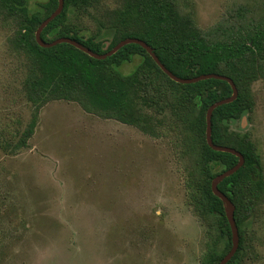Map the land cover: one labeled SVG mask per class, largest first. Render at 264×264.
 I'll return each instance as SVG.
<instances>
[{
  "label": "rangeland",
  "instance_id": "rangeland-1",
  "mask_svg": "<svg viewBox=\"0 0 264 264\" xmlns=\"http://www.w3.org/2000/svg\"><path fill=\"white\" fill-rule=\"evenodd\" d=\"M227 1L193 0L197 23H215ZM88 3L75 5L67 28L111 37L106 12L118 0ZM17 32L0 18V142L10 144L35 113L23 89L28 58L12 44ZM252 89L253 112L229 130L250 135L264 178V79ZM153 113L163 128L181 126L170 111ZM183 144L173 130L154 139L78 103H46L28 147L13 154L0 145V264H201L206 227L186 188L197 162ZM246 240L245 264H264V199Z\"/></svg>",
  "mask_w": 264,
  "mask_h": 264
},
{
  "label": "trees",
  "instance_id": "trees-1",
  "mask_svg": "<svg viewBox=\"0 0 264 264\" xmlns=\"http://www.w3.org/2000/svg\"><path fill=\"white\" fill-rule=\"evenodd\" d=\"M64 1L62 13L42 32L47 42L71 37L103 54L121 40L136 37L154 48L162 63L182 78L216 73L234 80L238 98L214 110L212 137L216 144L235 148L245 157L244 165L219 184L236 207L240 232L239 249L227 264H245L247 226L264 199V178L257 145L249 134L231 132L229 123L253 112L252 86L264 79V0H228L221 17L207 28L197 23L193 0H118L119 5L106 12L112 36L104 39L66 26L75 5H87L89 0ZM58 5L59 0H0L3 25L18 29L12 44L27 55L29 74L23 89L35 105L26 128L11 134V138L19 135L18 140L1 141V147L13 154L28 147L40 109L55 100L78 103L89 113L134 126L154 139L169 136L171 130L181 133L187 153L197 162L186 188L188 204L206 227L200 263L218 264L232 248V230L212 181L239 158L209 146L207 112L213 103L233 94L232 86L215 78L176 82L136 43L106 59L91 57L69 43L44 48L36 40V31ZM137 58L134 68L125 72ZM167 111L180 127L170 123L163 128V121L153 115Z\"/></svg>",
  "mask_w": 264,
  "mask_h": 264
},
{
  "label": "water",
  "instance_id": "water-1",
  "mask_svg": "<svg viewBox=\"0 0 264 264\" xmlns=\"http://www.w3.org/2000/svg\"><path fill=\"white\" fill-rule=\"evenodd\" d=\"M65 1L64 0H59V5L57 9L47 18L45 19L42 24L39 26V28L36 31V40L38 44L44 48H50L54 47L58 44L61 43H69L76 48L82 50L83 52L87 53L91 57H94L96 59H106L115 53H117L121 48L124 46L131 44V43H136L141 45L143 48H145L148 53L153 57V59L157 62V64L162 68V70L169 75L173 80L179 83L183 84H192L199 82L201 80H206V79H221V80H226L229 82V84L232 86L233 89V94L227 98L221 99L215 103H213L207 112V131H206V138H207V143L209 144L210 147H212L216 151H222V152H229L234 155H236L239 158L238 163L233 166L232 168L220 173L217 177L214 178L212 181V190L213 193L218 196L224 203L225 206V212L227 219L229 221V224L231 226L232 230V248L231 250L222 258V260L218 264H227L233 256L236 254V252L239 249L240 246V232H239V227L237 225L236 217H235V205L232 202V200L220 190L219 184L227 177L231 176L232 174L236 173L245 163V157L244 155L237 149L229 147V146H224L220 144H216L213 140L212 137V117H213V112L214 110L224 104H228L233 102L238 98L239 95V90L237 85L235 84L234 80L226 75L222 74H216V73H209V74H202L199 76H195L192 78H182L178 75H176L173 71H171L158 57V55L155 53L154 48H152L146 41L136 38V37H130L121 40L118 44H116L111 50L100 54L95 51H93L91 48L84 46L81 42L77 41L76 39H73L71 37H60L57 38L54 41L47 42L42 38V32L45 29V27L52 22L58 15H60L64 9Z\"/></svg>",
  "mask_w": 264,
  "mask_h": 264
}]
</instances>
